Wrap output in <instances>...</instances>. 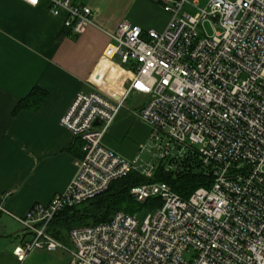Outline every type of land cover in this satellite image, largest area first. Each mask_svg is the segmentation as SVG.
<instances>
[{
    "label": "built area",
    "instance_id": "2783aa9c",
    "mask_svg": "<svg viewBox=\"0 0 264 264\" xmlns=\"http://www.w3.org/2000/svg\"><path fill=\"white\" fill-rule=\"evenodd\" d=\"M47 1L52 15L66 13L63 26L72 34L95 27L90 8ZM204 1L202 7L201 0H159L169 16L162 32L124 21L106 33L112 43L102 58L122 64L119 87L93 81L98 90L77 94L62 116L82 156L64 191L24 217L11 215L29 234L13 248L18 261L34 250H61L69 264H264V0ZM186 5L194 14L183 11ZM205 22L210 36L200 33ZM133 94L147 98L135 115L149 126L154 163L124 159L102 144ZM192 148L210 167L209 188L184 199L166 183L141 184L129 192L136 202L160 200L143 221L118 211L70 229V247L48 233L62 211L93 200L130 172L151 178L168 160L164 169H173Z\"/></svg>",
    "mask_w": 264,
    "mask_h": 264
},
{
    "label": "crops",
    "instance_id": "0c3cea01",
    "mask_svg": "<svg viewBox=\"0 0 264 264\" xmlns=\"http://www.w3.org/2000/svg\"><path fill=\"white\" fill-rule=\"evenodd\" d=\"M74 3L90 8L95 24L79 35L64 28L65 12L51 14L47 0L36 7L0 0V264L70 263V255L61 250H34L18 261L13 248L29 234L11 215L24 217L34 205L48 204L73 178L81 142L61 126V118L77 94L98 90L93 81L116 91L122 76L118 58H102L112 43L106 33L124 21L144 32H162L169 19L159 0ZM34 88L45 92L43 102L37 109L15 112ZM133 95L143 100L129 105L130 95L124 101L102 144L124 159L154 163L146 147L149 126L135 115L147 98ZM65 241L70 247L67 234Z\"/></svg>",
    "mask_w": 264,
    "mask_h": 264
},
{
    "label": "trees",
    "instance_id": "16d2710c",
    "mask_svg": "<svg viewBox=\"0 0 264 264\" xmlns=\"http://www.w3.org/2000/svg\"><path fill=\"white\" fill-rule=\"evenodd\" d=\"M44 98L45 92L34 88L25 99L17 104L15 112L23 109H37ZM75 140L77 139L75 138ZM166 163L173 162L172 160L159 162L151 178H145L136 172H130L125 177L112 182L108 190L103 194L82 204L81 207L78 206L80 208L74 207L62 211L50 224L51 227L48 233L60 242H64L66 236L62 233L61 229L66 228L67 232H69L70 229L75 228L76 226H72L71 222L83 220L85 222L83 226H90L108 221L114 213L118 211L125 212L116 207L111 209V205L115 203L113 201L114 198L112 200L111 197L119 193H125L126 191L129 193L131 188L141 184L166 183L176 194L184 199H187L198 188L210 187L212 182L210 167L202 164L195 148L186 152L180 161L174 163L173 169L166 171L164 169ZM141 204L152 211L160 205V200L156 197L148 198Z\"/></svg>",
    "mask_w": 264,
    "mask_h": 264
},
{
    "label": "rangeland",
    "instance_id": "374dc122",
    "mask_svg": "<svg viewBox=\"0 0 264 264\" xmlns=\"http://www.w3.org/2000/svg\"><path fill=\"white\" fill-rule=\"evenodd\" d=\"M191 2L193 0H190ZM200 5L202 7L205 6V1L201 0ZM184 12L188 13V14H194L195 10L192 9L190 6L186 5L183 9ZM204 29V30H203ZM218 29V28H216ZM205 33L206 35H212L213 34V28L211 27V25L208 22H205L202 27H200V33ZM143 99L140 96H135V95H131L130 98L128 99V104L129 105H137L139 102H141ZM112 200L114 198L113 201H115L114 204L111 205V209L116 207V208H120L122 210H124L127 214L134 216L136 218V220L138 221H143L144 218L146 217V215L148 213H150V209L148 207H146L145 205H142L139 202H136L132 196L130 195V193H128L127 191L125 193H119L116 195H113ZM81 207V206H80ZM72 226H83L85 225V222L82 220H78L77 222H71ZM51 227V226H50ZM49 227V229H50ZM48 229V232H49ZM62 233L66 234L68 233L66 228L61 229ZM64 242H66L64 240ZM69 246V245H68ZM188 255H186V258L188 259Z\"/></svg>",
    "mask_w": 264,
    "mask_h": 264
},
{
    "label": "water",
    "instance_id": "95a60500",
    "mask_svg": "<svg viewBox=\"0 0 264 264\" xmlns=\"http://www.w3.org/2000/svg\"><path fill=\"white\" fill-rule=\"evenodd\" d=\"M106 95H107L108 97H110L111 99H113V100H119L118 96L115 95V94H114L113 92H111V91L107 92ZM96 124H98V123L96 122L95 125H96Z\"/></svg>",
    "mask_w": 264,
    "mask_h": 264
},
{
    "label": "snow or ice",
    "instance_id": "6c2138e0",
    "mask_svg": "<svg viewBox=\"0 0 264 264\" xmlns=\"http://www.w3.org/2000/svg\"><path fill=\"white\" fill-rule=\"evenodd\" d=\"M37 2V0H32V3H36ZM139 86V85H138Z\"/></svg>",
    "mask_w": 264,
    "mask_h": 264
}]
</instances>
